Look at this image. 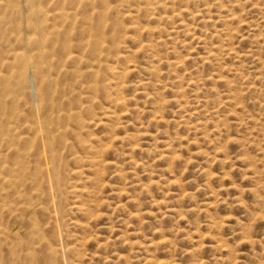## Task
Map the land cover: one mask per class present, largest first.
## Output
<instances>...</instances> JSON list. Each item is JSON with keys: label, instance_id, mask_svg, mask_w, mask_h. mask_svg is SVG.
<instances>
[{"label": "rangeland", "instance_id": "obj_1", "mask_svg": "<svg viewBox=\"0 0 264 264\" xmlns=\"http://www.w3.org/2000/svg\"><path fill=\"white\" fill-rule=\"evenodd\" d=\"M37 1L42 7L50 3ZM77 1L83 4L78 5ZM77 1L71 6L78 14L76 19L80 25L76 23V29L75 26L68 29L66 24L63 28L56 26L61 30H55L58 35L51 38L57 44H48V53L51 56L55 53L49 61L57 60L59 65H65L52 70L54 82L51 85H43L31 77H26L27 82L26 78L17 77L19 71L9 61V51L18 49L13 39L19 29L18 17L13 12L16 3L6 0L4 3H10V8L0 4V71L9 75L6 84L0 86V135L8 137L6 141L0 137V174L9 177L0 183V206L6 205L0 211V230L5 233L0 235V239L3 238L0 240V264H20L21 261V264H41L40 259L44 258L43 253L33 254L36 258L31 253L28 255L22 245L15 243L12 233L18 226L5 212L16 203L17 209L22 208L20 205L34 207L40 201L33 195L42 197L44 192V197L49 192L47 185L39 181L38 193L30 192L34 186H25L21 188L24 198L15 202L18 193L16 196L14 187L19 185V180L9 171L23 158L27 173L32 171L33 175L34 170L38 173V155L33 154L36 142L29 130L36 117L37 87L44 105H52L51 110L45 107L41 114L54 121L52 128L57 129L52 133L51 142L57 168L53 177L63 192L59 190V196L56 195L59 201H56V208L60 212L59 224L67 231L64 230L63 239L65 258L72 261L70 264H264V0H167L164 4L158 3L164 0H111L114 3L109 5L110 15L103 23L98 17L102 11L99 1L94 0L92 5L84 0ZM48 6L51 9V3ZM151 8L157 12L152 14ZM171 9L184 11L177 19L163 20L162 17L167 16L164 13L169 14ZM90 11L96 12L92 13L94 17ZM81 12L85 18L90 13V18L86 19L94 18V21H81ZM231 14L235 20L226 18ZM181 20L184 24H180ZM35 22L38 23V19L34 18ZM49 27L47 23L41 34H46ZM70 31L73 32L70 34ZM87 32L91 37L87 38ZM97 35H100L101 46L106 48L101 47L93 53L90 41L93 42ZM71 37L74 40L76 37V42ZM64 39L74 44L71 45L77 54L73 49L70 53L79 55L81 62L65 60ZM78 39L84 41L78 42ZM224 50H231L233 55H225ZM213 52L218 54H212V58ZM60 55L64 56L62 62L58 60ZM3 58L8 62L4 63ZM87 58L93 60L91 64ZM83 67L91 71L83 70L92 81L81 71ZM74 71L81 72L82 77L77 78ZM42 75L47 76L45 70ZM92 85L94 92L88 89ZM117 99H122L118 108ZM59 117L66 120L62 122ZM10 127H15L17 132L9 134ZM81 141L84 142L81 144ZM24 142L29 147L23 146ZM8 144H13L15 149ZM31 144L35 148L29 150ZM2 167L7 169L2 170ZM39 208H34V213L30 214L33 217L29 219L44 228L47 244L52 241L53 223L49 217L52 209L50 205L41 207L46 212ZM65 234L69 236L66 238ZM8 241L10 243L5 244ZM42 248L38 250L45 247ZM71 252L78 259L70 257Z\"/></svg>", "mask_w": 264, "mask_h": 264}, {"label": "bare ground", "instance_id": "obj_2", "mask_svg": "<svg viewBox=\"0 0 264 264\" xmlns=\"http://www.w3.org/2000/svg\"><path fill=\"white\" fill-rule=\"evenodd\" d=\"M13 1V3H16V6H14L15 7V10L13 11L14 13H15V15H16V17H18V21H17V23L19 22V27H17V28H19L17 31H18V33L15 35L14 34V36H13V39H14V42H16L17 43V46H18V49H16V50H10L9 51V55H10V59H9V61L11 60V62H13V64H14V66H16V68L18 69V71H19V75L17 76L19 79H25L26 77L27 78H29L30 79V77L33 79V80H35L36 82H38V83H42L43 85H51V84H53V82H54V80H52V77H53V75H52V77H51V73H52V70H55L56 68H58V67H63V66H65L64 64L62 65V58L64 57H62V55H63V53H64V51L67 53V55H65V60H70V61H77L78 60V62L80 61H82V58H80V56L78 55H76V56H74L75 54H71L70 53V51H71V49H73V47H72V45L71 44H73V43H71L70 44V42L67 40V39H64V44H63V48L64 49H62V50H60L58 47L59 46H61V44L63 43V42H61V44L59 43L58 45V49L60 50V51H62L63 53H62V55H60V59L58 58V57H56V58H58V60L59 61H61L60 63H61V65H59L56 61L57 60H55V61H53V60H51L52 62H54L55 63V66H53V64H52V62L51 61H49L50 59V54L48 53V44H50V42H51V44L50 45H52V41H53V39L52 38H55V37H53V35L55 36L56 34H55V30H57L56 29V26H61V28H63V27H66V28H68V27H70V28H68V29H73L74 28V26H75V29H76V23H78V26L80 25L79 24V22L77 21L78 19H76V17H77V12H76V10H73V8H74V6H71L72 5V3H73V5L75 4V3H77V2H79V1H75V3L74 2H72L71 3V1H74V0H45V1H47V2H50L51 3V5H52V7H51V9H49V8H47V6L48 5H50V3H47V5H44V7H42V5H41V3L40 2H38L37 0H12ZM97 1H99V3H101V6H102V11L98 14V17H99V19H100V21H102V23L104 22L103 20L106 18V17H108V10H110V6L109 5H111L112 3H114V2H111V0H110V3H109V1L108 0H97ZM133 1V0H132ZM131 1V2H132ZM147 1H149V0H147ZM160 1V0H159ZM165 1H167V0H164V1H160V2H158V3H160L161 4V2H163V4L165 3ZM185 1H187V0H185ZM4 2H6V0H0V4L1 5H3V6H5V7H9V5L8 4H10V3H7V4H5ZM84 2H87V3H89V4H91L92 5V2H94V0H84ZM118 2V1H117ZM124 2H126V1H124ZM124 2H121V3H124ZM137 2V1H136ZM155 2H156V0H155ZM168 2V1H167ZM176 2V1H175ZM216 2V1H215ZM218 3H219V1H217ZM235 2V1H234ZM44 3V2H43ZM97 3V2H96ZM96 3H94V4H96ZM120 3V2H119ZM182 3V2H181ZM222 3V2H221ZM83 3H82V1H80L79 3H78V5H82ZM133 4V3H132ZM150 4H151V2H150ZM174 4H176V3H174ZM78 5H76V6H78ZM84 5L85 6H87L85 3H84ZM83 5V6H84ZM91 5H89V7H91ZM98 5V4H97ZM121 5V4H120ZM123 5V4H122ZM218 5V4H217ZM46 6V7H45ZM95 6V5H94ZM101 6H99V7H101ZM112 6V5H111ZM138 6H141V5H138ZM138 6L136 7V8H138ZM149 6V5H148ZM156 6H157V4H156ZM158 6H159V4H158ZM157 6V7H158ZM165 6V5H164ZM236 6H237V4H236ZM49 7V6H48ZM93 7V6H92ZM91 7V8H92ZM114 7H116V6H114ZM119 7V6H118ZM130 7H132V6H130ZM142 7V6H141ZM140 7V8H141ZM221 7V6H220ZM252 7V6H251ZM10 8V7H9ZM78 8H79V6H78ZM82 8V7H81ZM91 8H89V9H91ZM94 8V7H93ZM117 8V7H116ZM135 8V9H136ZM155 8V7H154ZM158 8H160V7H158ZM165 8H166V6H165ZM167 8H168V6H167ZM172 8H173V6H172ZM49 9V10H48ZM85 9H87V11H88V8H85ZM96 9V8H95ZM94 9V10H95ZM98 9V8H97ZM97 9H96V11H97ZM112 9H114V8H112ZM131 9H133V8H131ZM143 9V8H142ZM144 9H145V7H144ZM147 9V8H146ZM149 9V8H148ZM206 9V8H205ZM254 9H255V7H254ZM81 10V9H80ZM79 10V11H80ZM117 9H115V12L117 13L118 11H116ZM78 11V12H79ZM83 12H85L84 10H82ZM140 11V10H139ZM150 11V10H149ZM159 11H161V10H159ZM162 11H165V10H162ZM184 11V10H183ZM183 11H181L180 9H177V10H174V9H171V11H169V14H167V13H164V12H162V13H164V15H167V16H163L162 17V19L163 20H171V19H174V18H176L177 17V15L179 14L180 15V13L181 12H183ZM231 11V10H230ZM91 12V14L89 13V12H87V13H89L91 16H92V13H94L95 11H90ZM99 11H97V13H98ZM111 12V11H110ZM145 12V11H144ZM146 12H148V11H146ZM151 12H153V10H152V8H151ZM155 12H157L156 10H155ZM155 12H153L152 14H154ZM166 12H167V9H166ZM96 13V12H95ZM136 13H138V12H136ZM149 13V12H148ZM203 13V12H202ZM206 13H207V11H206ZM231 13V12H230ZM86 14V13H85ZM89 14H87L86 15V18L87 17H89L90 18V16H89ZM115 14V13H114ZM119 14V13H118ZM130 14V13H129ZM151 14V13H150ZM149 14V15H150ZM204 14V13H203ZM227 14V13H226ZM84 15V14H83ZM110 15V14H109ZM170 17H169V16ZM192 15H194L195 16V14H192ZM234 14H231V15H227V19H229V20H231V19H233L234 18V16H233ZM81 16H82V12H81ZM95 16H97V15H95ZM116 16H118L117 14H116ZM126 16V15H125ZM125 16H124V18H125ZM155 16H157V15H155ZM154 16V17H155ZM197 16V15H196ZM195 16V17H196ZM236 16V15H235ZM83 17V16H82ZM81 17V18H82ZM92 17H94V16H92ZM91 17V18H92ZM111 17V16H110ZM122 17H123V15H122ZM151 17V16H150ZM153 17V18H154ZM160 17V16H159ZM159 17L158 18H154V19H159ZM184 17H185V15H184ZM199 17V16H198ZM201 17V16H200ZM223 17H225V16H223ZM34 18H36V19H38V23H36L35 22V24L33 23V21H34ZM85 18V16L82 18V20L81 19H79V20H81V21H83V20H85L86 19ZM115 18H117L118 19V17H115ZM153 18H151L152 20H153ZM205 18V17H204ZM236 18V17H235ZM94 19V18H93ZM93 19H86L87 20V22L88 21H90V20H92V22L94 21ZM107 19V18H106ZM113 19V18H112ZM120 19V18H119ZM161 19V18H160ZM177 19V18H176ZM179 19V18H178ZM193 19V18H192ZM221 19V18H220ZM10 20V19H9ZM15 20H16V18H15ZM86 20L84 21V22H86ZM96 20H98V19H96ZM109 20V19H108ZM107 20V21H108ZM115 20V19H114ZM163 20H159V21H163ZM201 20V19H200ZM204 19H202V21H203ZM205 20H207V19H205ZM233 20H235V19H233ZM240 20V19H239ZM36 21V20H35ZM99 21V20H98ZM106 21V22H107ZM156 21H158V20H156ZM175 21H177V20H175ZM182 21V20H181ZM180 21V24L182 23V24H184L183 23V21L181 22ZM212 21V20H211ZM222 21V20H221ZM9 21H7V23H8ZM15 22V21H14ZM13 22V23H14ZM83 22V23H84ZM106 22H105V24L104 25H106ZM111 22V21H110ZM198 22H199V20H198ZM213 22V21H212ZM215 22V21H214ZM217 22V21H216ZM242 21H240V23H241ZM4 23V22H3ZM12 23V22H11ZM11 23H9V26L11 27ZM47 23H49V25H50V27L49 28H51L49 31H48V29L47 28H45L44 30H46L47 29V32H46V34H44V35H42L41 34V30L43 29V27L45 26V25H47ZM91 23V22H90ZM101 23V24H102ZM108 23H109V21H108ZM170 23V22H169ZM176 23V22H175ZM177 23H179L178 21H177ZM203 23V22H202ZM14 24H16V23H14ZM64 24H66V26H63L62 27V25H64ZM86 24H88V23H86ZM85 24V25H86ZM111 24V23H110ZM118 24V23H117ZM210 24V23H209ZM13 25V24H12ZM44 25V26H43ZM83 25V24H82ZM84 25V26H85ZM91 25V24H90ZM103 25V26H104ZM115 26H116V24H114ZM121 25H122V22H121ZM171 25H173V24H171ZM175 25H177V26H179L178 24H175ZM211 25V24H210ZM245 25V24H244ZM92 26V25H91ZM91 26H89V28L91 27ZM99 26V25H98ZM107 26V25H106ZM123 26V25H122ZM136 26V25H135ZM190 26V25H189ZM226 26V25H225ZM231 26V25H230ZM83 27V26H82ZM87 27H88V25H87ZM87 27H85L86 29H87ZM109 27V26H108ZM263 27V26H262ZM14 28V27H13ZM15 28H16V25H15ZM79 28H81V27H79ZM78 28V29H79ZM84 28V29H85ZM92 28V27H91ZM102 28V27H101ZM104 29H105V27H103ZM112 28V26L110 27V29ZM118 28L121 30V28L119 27V25H118ZM117 28V30H119ZM133 28V27H132ZM136 28V27H135ZM226 28H228V27H226ZM264 28V27H263ZM10 29V28H9ZM11 29H12V27H11ZM11 29H10V32H11ZM68 29H66V30H68ZM78 29H77V31H78ZM106 29H107V27H106ZM113 29L115 30L116 29V27H113ZM154 29V28H153ZM2 30V29H1ZM61 30V29H60ZM60 30H57L58 32L60 31ZM88 30V29H87ZM91 30V29H90ZM89 30V31H90ZM97 30V29H96ZM119 30V31H120ZM152 30V29H151ZM182 30V29H181ZM15 31V30H14ZM64 31H65V28H64ZM74 31V30H73ZM72 31V32H73ZM77 31H76V34H77ZM88 31V32H89ZM92 31H94V30H92ZM183 31V30H182ZM225 31H226V29H225ZM224 31V32H225ZM16 32V31H15ZM63 32V31H62ZM71 31H70V34L72 33ZM79 32H83V30L82 31H79ZM85 32V31H84ZM87 32V33H88ZM91 32V31H90ZM98 32V31H97ZM115 32V31H114ZM116 32H118V31H116ZM115 32V33H116ZM163 32V31H162ZM162 32H160V33H162ZM185 32H187V31H185ZM227 32V31H226ZM8 33V32H7ZM12 33V32H11ZM86 33V32H85ZM93 33V32H92ZM104 33V32H103ZM112 33V32H111ZM221 33V32H220ZM223 33V32H222ZM232 33V32H231ZM60 34V33H59ZM62 34H64V35H67L68 36V34H66L65 32H63ZM75 34V35H76ZM94 34V33H93ZM98 34H100V33H98ZM113 34V33H112ZM187 34V33H186ZM219 34V33H218ZM12 35V34H11ZM58 35V34H57ZM56 35V36H57ZM72 35H74V34H72ZM78 35V34H77ZM91 34L90 33H88L87 34V38H89V37H91L90 36ZM103 35V38H104V34H102ZM223 35V34H222ZM83 36H85V35H83L82 34V37ZM166 36H168V35H166ZM2 37V36H1ZM9 37V36H8ZM11 37L12 36H10V39H11ZM52 37V38H51ZM59 37V36H58ZM66 37V36H65ZM73 37V36H72ZM71 37V38H72ZM81 37V36H80ZM234 37V36H233ZM4 38V37H3ZM57 38V37H56ZM100 38V35H97L96 36V39H94V41L92 42V41H90L92 44H91V47L93 46V53H95L96 51H98L102 46H101V42L98 40ZM102 38V39H103ZM194 38V37H193ZM200 38V37H199ZM222 38H223V36H222ZM225 38V37H224ZM8 39V38H7ZM7 39H5V40H7ZM73 40H74V38H72ZM84 39V38H83ZM169 39H171V38H169ZM192 39V38H191ZM242 39H244V38H242ZM241 39V40H242ZM246 39V38H245ZM62 40H63V38H62ZM71 40V39H70ZM75 40H76V37H75ZM74 40V41H75ZM80 40H82V39H78V42L80 41ZM84 40H86V39H84ZM84 40H82V41H84ZM200 40H202V38L200 39ZM9 41V40H8ZM72 41V40H71ZM82 41H81V43H82ZM102 41V40H101ZM106 41V40H105ZM157 41V40H156ZM223 41V40H222ZM258 41H260V40H258ZM10 42V41H9ZM73 42V41H72ZM76 42V41H75ZM103 42V41H102ZM197 42V41H196ZM203 42V41H202ZM224 42V41H223ZM85 43V42H84ZM161 43V42H160ZM6 44V43H5ZM11 44V43H10ZM53 44H57V43H53ZM76 44V46H78V45H80V43H78V45H77V43H75ZM104 44V43H103ZM157 44H159V42H157ZM202 44V43H201ZM220 44V43H219ZM218 44V46H220ZM74 45V44H73ZM86 45V44H85ZM87 45H88V40H87ZM87 45H86V47H87ZM144 45V44H143ZM152 45V44H151ZM227 45V44H226ZM90 46V45H89ZM105 46V45H104ZM153 46V45H152ZM212 46V45H211ZM218 46H217V48H218ZM16 47V46H15ZM80 47V46H79ZM85 46H83V47H81V48H84ZM150 46H148V48H149ZM214 47V46H213ZM222 47V46H221ZM1 48V47H0ZM4 48V47H3ZM51 48V47H50ZM57 48H56V53H57ZM88 48V47H87ZM90 48V47H89ZM102 48H106V47H102ZM53 49V48H52ZM51 49V50H52ZM76 49H78L77 47H76ZM92 48H90V50H91ZM146 49V48H145ZM220 49V48H219ZM221 49H223V47L221 48ZM230 49V48H229ZM232 49V48H231ZM1 50H2V48H1ZM6 50V49H5ZM54 50V49H53ZM74 50V51H73ZM72 51H73V53L75 52V48L73 49ZM83 50V49H82ZM84 50H85V48H84ZM102 50V49H101ZM115 50V49H114ZM140 50H142V48L140 49ZM148 50V49H147ZM8 51V49L6 50V52ZM50 51V50H49ZM59 51V52H60ZM71 51V52H72ZM92 51V50H91ZM91 51H89V52H91ZM100 51V50H99ZM146 50H144V52H145ZM149 51V50H148ZM216 51V50H215ZM226 53H224L225 55H230L231 54V50H224ZM55 52V51H54ZM53 52V53H54ZM77 52H79V51H77ZM82 52V51H81ZM88 51L86 50V52L85 53H87ZM103 52V50L101 51V53ZM108 52H109V48H108V51H107V54H108ZM218 52V51H217ZM216 52V53H217ZM220 52H221V50H220ZM2 53V52H1ZM61 53V52H60ZM76 53V52H75ZM84 53V52H83ZM82 53V54H83ZM99 53V52H98ZM100 53V54H101ZM215 53V54H216ZM223 53V52H222ZM221 53V54H222ZM55 54V53H54ZM53 54V55H54ZM77 54V53H76ZM79 54V53H78ZM81 54V55H82ZM89 54V53H88ZM102 54H104V53H102ZM106 54V53H105ZM106 54V55H107ZM212 54H214V52L213 53H211L210 54V56L212 55ZM214 54V55H215ZM218 54V53H217ZM1 55V54H0ZM52 55V56H53ZM57 55V54H56ZM55 55V56H56ZM85 55V54H84ZM90 55V54H89ZM88 55V56H89ZM92 55H94V54H92ZM91 55V56H92ZM105 55V56H106ZM231 55H233V54H231ZM230 55V56H231ZM52 56H51V58H52ZM83 56V55H82ZM87 56V57H88ZM96 56V54L93 56V57H95ZM215 56H217V55H215ZM214 56V57H215ZM8 56H6V58H7ZM79 57V58H78ZM90 57V56H89ZM92 57V58H93ZM97 58H99L98 56H96ZM95 57V58H96ZM102 57V56H101ZM212 58H213V55L211 56ZM227 57V56H226ZM2 58V57H1ZM4 58H5V56H4ZM3 58V59H4ZM55 58V59H56ZM86 58V57H85ZM103 59L105 58V57H102ZM205 58V57H204ZM212 58H210L211 60H212ZM3 59H1L2 60V63H3ZM88 60H89V64H91V62L93 61L91 58H87ZM86 59V60H87ZM94 59V58H93ZM102 59V60H103ZM106 59V58H105ZM5 60V59H4ZM8 60V59H7ZM7 60H5L4 61V63L7 61ZM90 60H91V62H90ZM100 60V59H99ZM98 60V61H99ZM107 60H108V58H107ZM204 60V59H203ZM69 61V62H70ZM214 61V60H213ZM8 62V61H7ZM64 62H66V61H64ZM69 62H66V63H69ZM77 62V63H78ZM84 62V61H83ZM96 62H97V60H96ZM101 62H103V61H101ZM205 62V61H204ZM1 63V64H2ZM10 63V62H9ZM57 63V64H56ZM72 63V62H71ZM75 63V62H74ZM85 63V62H84ZM88 63V62H87ZM106 63V62H105ZM203 63V62H202ZM209 63H211V62H209ZM10 64H12V63H10ZM93 64V63H92ZM97 64V63H96ZM68 65V64H67ZM73 64H71L70 66H72ZM6 66V65H5ZM8 66V65H7ZM13 66V67H14ZM1 68H2V66H1ZM15 68V67H14ZM15 68V69H16ZM76 69V68H75ZM85 68L83 67L82 68V70L81 71H83ZM101 69V68H100ZM2 70V69H1ZM9 70V69H8ZM43 70H45L46 71V73H47V76H43L42 74H43ZM76 70H79V69H76ZM86 70V69H85ZM84 70V71H85ZM11 71V70H10ZM10 71H8V72H10ZM13 71V70H12ZM11 71V72H12ZM83 71V72H84ZM94 71V70H93ZM7 72V74H10V73H8ZM69 72L70 73H72L73 72V70L72 71H70L69 70ZM68 72V73H69ZM75 72V71H74ZM89 72H91V71H89ZM87 70H86V73H89ZM13 73V72H12ZM65 73H67V72H65ZM85 72H84V74H86ZM45 75V74H44ZM61 75V74H60ZM60 75H59V78H60ZM65 75V74H64ZM73 75V74H72ZM77 78H81L82 77V74H81V72L80 73H76L75 72V74H74ZM68 76V75H67ZM66 76V79H69V77H67ZM74 76V77H75ZM85 76V75H84ZM88 76V77H87ZM96 76H98L96 73H94V78H98V77H96ZM56 77H57V75H56ZM63 77V76H62ZM73 77V78H74ZM85 77H87V78H89L90 79V77H89V75H87L86 74V76ZM84 77V78H85ZM93 77V76H92ZM14 78H16V77H14ZM27 78L25 79L26 81L25 82H27ZM54 78V77H53ZM93 78V79H94ZM219 78H222V77H219ZM7 79H9V75H3L2 74V72L0 71V86H2V85H5L6 84V81H7ZM31 79V80H32ZM65 79V78H64ZM70 79H72V77L70 78ZM17 80V79H16ZM78 80V79H77ZM19 81V80H18ZM24 81V80H23ZM90 81H92V78L90 79ZM217 81H219V80H217ZM9 82V81H8ZM32 82V81H31ZM58 82V81H57ZM73 82V81H72ZM223 82H224V80H223ZM16 83V82H15ZM62 83V82H61ZM66 83V82H65ZM191 83V82H190ZM12 84V83H11ZM26 84V83H25ZM195 84V83H194ZM16 85V84H15ZM19 84L17 83V86H18ZM22 85V84H21ZM24 85V84H23ZM59 85H60V83H59ZM62 85V84H61ZM188 85H189V83H188ZM187 85V86H188ZM58 86V85H57ZM91 86V85H90ZM193 86V85H192ZM8 87H11V85H9ZM44 87V86H43ZM46 87H49V86H46ZM60 87V88H59ZM59 87H57V88H59V89H61V86H59ZM88 87V86H87ZM17 88H19V87H17ZM22 88V87H21ZM38 88V87H37ZM37 88H35V91H36V117H35V120H34V124L32 125V126H29V130H31L32 132H33V134H32V136L34 135V137H32L33 138V141L34 142H36V149H35V151L33 152V154L34 153H36L38 156V158H37V162H38V164H37V170H38V173H36V171L34 170V174L32 175V171L31 172H28L27 173V170H28V167H27V165H26V163H24L23 161H22V159L23 158H18L19 160H18V162H16V163H14L13 164V166L9 169V171L11 172V173H14V174H16V177L18 178V180H19V185L17 186H15L14 187V190L16 191V196H17V193H18V199H16L15 200V202H17L21 197H23L24 198V194H23V189L21 190V188H23V187H25V186H27L26 188H28V187H32V186H34V187H32V189L30 190V192L32 191H35L36 193H38V190H37V187L39 188V181H41L42 182V184L43 185H47V187H48V194L46 195V196H44L43 197V195H45V193L43 194L42 193V197L41 196H39L38 194H36V195H33V194H31V195H33L34 196V198L35 199H37L38 200V198H39V203L38 202H35V203H38L37 205L35 204V203H33V204H35L36 206H34V207H32L31 205V207H29V208H26V207H24V206H21L20 205V207H22V208H20V209H17V203H16V205L15 206H12V207H7V209H6V211L5 212H7V214L9 215V217L10 218H12V220H13V222L18 226L17 228H18V230L15 232L14 231V233H12V235H14V238H15V240H16V244L18 245H22L23 246V248H24V250L27 252V253H29L28 255H30V253L33 255V254H36V253H38V254H41V253H43L41 256H44V258H42V260H46V262L48 263V264H70V263H72V261L70 262V260H69V262L67 261V255L65 254V246H64V239H63V234H64V230L65 229H63L62 230V226H61V224H59V218H58V213H60L58 210H57V206H58V204H57V202L56 201H58L57 200V197H56V195L58 194V191L60 190V188L58 187V183H56V181L54 180V178H56V177H53V176H55V175H53L54 174V171H57V170H55V168L56 167H54V155H53V153H55V152H53L52 153V144H51V142H52V138H53V136H52V133H55V132H57V129L55 130L54 128H52V127H54V126H52V125H54V124H52L53 122L52 121H49V119H46V117H44V115H42L41 113H43V111H44V108L46 107L45 105H44V101H43V97H42V95H41V93H40V91H39V89H37ZM67 88V87H66ZM66 88H65V91H67V90H69V89H67L66 90ZM95 88H96V86H95ZM8 89H10V88H8ZM48 89H50V88H48ZM55 89H56V87H55ZM88 89H90V92H94V88H93V85H92V87L91 88H88ZM52 90V89H51ZM2 91V90H1ZM7 91H9V90H7ZM45 91V90H44ZM60 91V90H59ZM96 91H97V89H96ZM63 92V91H62ZM9 93V92H8ZM10 93H11V91H10ZM67 93H69V91H67ZM59 94V93H58ZM66 94V93H65ZM47 95V94H46ZM57 95V94H56ZM64 95V94H63ZM4 96H6V95H4ZM65 96V95H64ZM11 97V96H10ZM6 98V97H5ZM45 98H47L46 96H45ZM50 98V97H49ZM89 98V97H88ZM13 99V98H12ZM47 100V99H46ZM58 100V99H57ZM49 101V100H48ZM60 101V100H59ZM94 101V100H93ZM92 101V102H93ZM122 101V99H117V100H115V105L117 106V108H118V106H120L121 105V102ZM51 102V101H50ZM62 102V101H61ZM64 102V101H63ZM56 106V105H55ZM62 106V105H61ZM61 106H59V107H61ZM50 110L52 109V105H50V106H47ZM46 107V108H47ZM34 108V107H33ZM53 108H55L54 107V105H53ZM53 110H55V109H53ZM61 110H63L62 108H61ZM60 110V111H61ZM56 111V110H55ZM65 112H66V110H64ZM72 112V111H71ZM61 113V112H60ZM59 113V114H60ZM65 114V113H64ZM69 114V113H68ZM72 116H73V114H72ZM75 116V115H74ZM73 116V117H74ZM77 116V115H76ZM11 117V116H10ZM53 117H55L54 119L56 120V122H57V119H56V116H53ZM68 117V116H67ZM158 116H155L154 115V118H157ZM2 118V117H1ZM34 118V117H33ZM48 118H51V120L53 119L52 117H50V116H48ZM66 118V117H65ZM69 118V117H68ZM78 118V117H77ZM59 119L61 120L62 118H60L59 117ZM64 119V118H63ZM71 119H72V117H71ZM162 119V118H161ZM5 120V119H4ZM21 120V119H20ZM66 120V119H65ZM65 120H63V121H65ZM79 120V119H78ZM16 121V120H15ZM62 121V120H61ZM62 121V122H63ZM160 121V120H159ZM2 122V121H1ZM14 122V121H13ZM79 122H80V120H79ZM158 122V121H157ZM59 123V122H58ZM69 123V122H68ZM68 123H67V125H68ZM81 123V122H80ZM18 124V123H17ZM63 124V123H62ZM60 126H62L61 124H59ZM64 126V125H63ZM62 126V127H63ZM65 126H66V124H65ZM23 127V126H22ZM11 128V129H10ZM10 128H8V130H7V132L10 134H13L14 132L16 133L17 131H16V128L14 127V128H12V127H10ZM57 128V127H56ZM64 128V127H63ZM3 129V128H2ZM6 129V128H5ZM20 129H22V128H20ZM25 130H27V129H25ZM65 130V129H64ZM196 130V129H195ZM4 131V130H3ZM28 131V130H27ZM60 131V130H59ZM2 132V131H1ZM24 132V131H23ZM5 133V132H4ZM22 133V132H21ZM27 133H30L29 131L27 132ZM9 134H7L8 136H9ZM60 135H61V133H59ZM63 134V133H62ZM18 135V134H17ZM3 136V135H2ZM1 135H0V137L2 138V140H3V137H2ZM20 136H22V135H20ZM24 136H25V134H24ZM31 136V135H30ZM62 136V135H61ZM60 136V137H61ZM80 136V135H79ZM5 137H7V136H5ZM4 137V138H5ZM10 137H11V135H10ZM15 137V136H14ZM76 137H78L77 135H76ZM8 138V137H7ZM18 138V137H17ZM21 138V137H20ZM27 138V137H26ZM59 138V137H58ZM12 139H13V136H12ZM5 141H6V138L4 139ZM11 140V139H10ZM14 140V139H13ZM30 140H31V138H30ZM60 140V139H59ZM1 141V140H0ZM18 141V140H17ZM19 141H21V140H19ZM55 141V140H54ZM61 141V140H60ZM56 142V141H55ZM54 142V144H56ZM62 142V141H61ZM84 142V141H83ZM82 141L80 142L81 144L83 143ZM1 143H2V141H1ZM13 143V142H12ZM17 143V142H16ZM18 144V143H17ZM24 144L26 145L27 143L26 142H24V143H22V145L24 146ZM29 144V143H28ZM9 145V144H8ZM7 145V146H8ZM18 145H20V143L18 144ZM9 146H11V144L9 145ZM12 146H13V144H12ZM11 146V147H12ZM15 146V145H14ZM27 146V145H26ZM30 146H32V144L30 145ZM53 146H55V145H53ZM65 146V145H64ZM17 147V146H16ZM27 147H29V146H27ZM35 147H31V148H29V150H31L32 148L34 149ZM58 147V146H57ZM60 147V146H59ZM58 147V148H59ZM65 147H67V146H65ZM64 147V148H65ZM4 149V148H3ZM11 149H15L14 147H12ZM20 149H21V146H20ZM27 149V148H26ZM55 149V148H54ZM18 150V149H17ZM22 151V150H21ZM25 151V150H24ZM23 151V152H24ZM29 152V151H28ZM9 153V152H8ZM6 154V153H5ZM12 154V153H11ZM56 154V153H55ZM25 155H27V154H24V156ZM23 155H19V157H22ZM56 156H58V155H56ZM162 157H163V155H161ZM166 157V156H165ZM27 158V157H26ZM93 159V158H92ZM1 160V159H0ZM94 160V159H93ZM57 161V160H56ZM60 162V161H59ZM60 164H61V162H60ZM4 165V164H3ZM7 169V167H2V170H6ZM57 169V168H56ZM30 171V170H29ZM29 173H31V174H29ZM8 175H10V174H8ZM57 175V174H56ZM12 176V175H11ZM58 176V175H57ZM2 176H1V174H0V183H3V182H6V180H7V178H9L7 175H6V177L5 176H3L2 178H1ZM6 179V180H5ZM13 179V178H12ZM57 179H59V177L57 178ZM16 180V179H15ZM17 181V180H16ZM15 182V181H14ZM41 182H40V184H41ZM61 186V185H60ZM12 187V186H11ZM41 187V186H40ZM61 187H63V186H61ZM72 187H73V185H72ZM75 187V186H74ZM42 188V187H41ZM43 188H46L45 186L43 187ZM42 188V189H43ZM76 188V187H75ZM25 189V188H24ZM63 189V188H62ZM74 189V188H73ZM77 189V188H76ZM1 190V189H0ZM14 190H12V191H14ZM26 191H27V189H25ZM39 190H40V188H39ZM46 190V191H47ZM71 190V189H70ZM12 191H10V192H12ZM45 191V190H44ZM45 191V192H46ZM61 191V190H60ZM62 192V191H61ZM2 193V192H1ZM9 193V192H8ZM47 193V192H46ZM63 193V192H62ZM62 193H60V194H62ZM73 193V192H72ZM14 194V193H13ZM35 194V193H34ZM74 194V193H73ZM78 194V193H77ZM58 196H59V194H58ZM9 197V196H8ZM1 198V197H0ZM3 198V197H2ZM15 198V197H14ZM29 199V198H28ZM34 199V200H35ZM61 199V198H60ZM12 200V199H11ZM1 201V200H0ZM30 201V200H29ZM31 201H33V200H31ZM15 202H13V205L15 204ZM24 202V201H23ZM26 202V201H25ZM59 202V201H58ZM27 203V202H26ZM32 202H30V204H31ZM12 204V203H11ZM22 204H24V203H22ZM60 204V203H59ZM29 205V204H28ZM48 205H50L51 206V208L50 209H52V211H51V214L49 215V217H50V219L52 220V223H53V227L51 226V225H48L49 227L51 226L52 228V241L50 242L49 241V243H45L46 242V240H48V239H46L45 238V236L43 235L45 232V230H44V228L42 227H38L39 226V224H38V226H37V224H36V222L35 221H33V219H31V221H30V217H33V216H30V214H32V213H34L33 212V210H34V208H36L35 210H38L37 209V207L39 206L40 208L39 209H41V211H45V210H42L44 207H46V206H48ZM27 206V205H26ZM6 207V205H1L0 206V211L2 212V208H5ZM41 207H43V208H41ZM60 207V206H59ZM31 208V209H30ZM49 209V208H48ZM49 209V210H50ZM59 209V208H58ZM73 209V208H72ZM74 209H78V208H74ZM61 210V209H60ZM79 211V210H78ZM1 212H0V214H1ZM4 212V213H5ZM46 212V211H45ZM48 212V211H47ZM8 215H7V217H8ZM30 216V217H29ZM44 217H46V216H44ZM43 217V218H44ZM48 217V216H47ZM62 217V216H61ZM35 218V217H34ZM46 219H48V218H46ZM49 219V220H50ZM49 220H46V221H49ZM61 220V219H60ZM38 221V220H37ZM62 221V220H61ZM39 222V221H38ZM63 222V221H62ZM50 223V222H49ZM19 224V225H18ZM46 225H47V222L45 223ZM64 224V223H63ZM75 224V223H74ZM28 225V226H27ZM77 226V225H76ZM46 227V226H45ZM63 227H64V225H63ZM40 228H41V230H40ZM47 228V227H46ZM64 228H66V227H64ZM42 229L44 230L43 232H42ZM47 230V229H46ZM49 231V230H48ZM51 231V230H50ZM49 231V232H50ZM66 231V230H65ZM18 232V233H17ZM47 232V231H46ZM48 232V233H49ZM67 232V231H66ZM65 232V233H66ZM3 234H5L4 233V231H2V230H0V235H3ZM7 235V234H6ZM66 235V234H65ZM69 235L67 234L66 235V238L68 237ZM6 237H9L8 235L6 236ZM11 237V236H10ZM4 238H5V236H4ZM65 238V239H66ZM1 239H3V238H1ZM0 239V240H1ZM67 240V239H66ZM4 241H6V240H4ZM12 242L14 241V240H11ZM69 241V240H68ZM75 241V240H74ZM7 242V241H6ZM5 242V244H9L10 242L8 241V243H6ZM4 243V242H3ZM1 244V243H0ZM5 244H4V247H6L5 246ZM66 244V243H65ZM2 245V244H1ZM14 245V244H13ZM69 245V244H68ZM67 245V246H68ZM13 247V246H12ZM42 247H45L44 248V250H38V248H42ZM74 247V246H73ZM72 248V247H71ZM9 249H11L12 250V248L10 247ZM14 249V248H13ZM22 249V248H21ZM43 249V248H42ZM73 249V248H72ZM75 249V248H74ZM67 250H69L70 251V248L69 249H67ZM75 250H77V249H75ZM1 251V250H0ZM15 251H17L16 249H15ZM14 251V252H15ZM69 251H67V252H69ZM73 251V250H72ZM75 252V251H74ZM9 253H11L10 251H9ZM16 253V252H15ZM15 253L13 254L14 255V257H16L15 256ZM18 253V252H17ZM70 253V252H69ZM77 252H75V255H77L76 254ZM80 253V252H79ZM81 254V253H80ZM66 255V256H65ZM69 255H71L70 257H74L75 255H73L72 256V252H71V254H69ZM12 256V255H11ZM34 256V255H33ZM36 256V255H35ZM34 256V257H35ZM40 256V257H41ZM81 256V255H80ZM13 257V256H12ZM11 257V258H12ZM18 257V256H17ZM26 256H24V254H23V258H25ZM33 257V258H34ZM37 257V256H36ZM35 257V258H36ZM66 257V258H65ZM70 257H68V258H70ZM77 256H75V258H73V259H78V258H76ZM19 258H20V256H19ZM28 258V257H27ZM31 258V257H30ZM71 260H72V258H70ZM19 260H22L21 258L19 259ZM37 260V259H36ZM41 259H40V261L43 263V261H42ZM11 261V263H12V260H10ZM14 261V260H13ZM26 261H28V260H26ZM34 261H35V259H34ZM33 261V262H34ZM38 261V260H37ZM18 262H20V261H18ZM29 262V261H28ZM58 262V263H57ZM78 262H79V260H78ZM85 262V261H84ZM1 263V262H0ZM21 263H22V261H21ZM20 263V264H21ZM40 263V262H39ZM41 263V264H42ZM45 263V262H44ZM74 263H77V262H74ZM10 264V263H9ZM16 264V263H15ZM26 264H29V263H26ZM79 264V263H78Z\"/></svg>", "mask_w": 264, "mask_h": 264}]
</instances>
